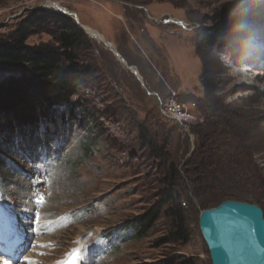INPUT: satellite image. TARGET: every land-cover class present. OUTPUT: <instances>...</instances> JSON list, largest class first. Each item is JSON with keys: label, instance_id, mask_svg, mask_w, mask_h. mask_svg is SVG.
Masks as SVG:
<instances>
[{"label": "rangeland", "instance_id": "obj_1", "mask_svg": "<svg viewBox=\"0 0 264 264\" xmlns=\"http://www.w3.org/2000/svg\"><path fill=\"white\" fill-rule=\"evenodd\" d=\"M253 1L0 0V39L30 16L64 14L46 5L51 2L71 13L65 15L81 29L85 24L103 37L93 38L83 29L88 40L81 45L80 64L89 71L73 98L80 104H66L44 121L47 128L38 130V139L9 138L11 153L0 151V264H24V256L39 264H61L79 244L85 264H154L172 252L194 257L196 264H212L199 228L201 203L207 207L249 197L264 204V28L246 30L255 44L243 48L228 44L239 38L232 35L225 45L204 49L198 32L215 14L229 16ZM55 28L50 19L28 42L57 41ZM198 43L213 92L207 93L202 79ZM173 103L185 104L191 119L175 118L168 109ZM218 105L222 112H213ZM225 117L229 133L214 131L215 139L230 145L228 160L218 171V165H208L194 174L197 154L209 152L201 146L202 129H216ZM8 118L14 119L0 112V124ZM85 119L91 121L88 129ZM143 129L149 139L165 144V164L148 152ZM221 154L227 156L221 150L216 155ZM171 161L188 179L193 200L187 211L189 241L157 246L168 231L164 223L147 237L126 238L122 226L150 206L161 186L158 172ZM201 175L207 196L224 181L216 188L219 200L196 195ZM9 238L16 250L3 254Z\"/></svg>", "mask_w": 264, "mask_h": 264}, {"label": "trees", "instance_id": "obj_2", "mask_svg": "<svg viewBox=\"0 0 264 264\" xmlns=\"http://www.w3.org/2000/svg\"><path fill=\"white\" fill-rule=\"evenodd\" d=\"M50 19H53L56 24L57 41L30 44L28 42L29 37L36 33V28L47 25ZM261 27L264 28V1L256 0L248 3L246 9H238L236 13L229 16H223L220 13L215 14L211 19V24L202 26L198 35L200 44L204 49L212 48L220 43L225 45L226 39L228 40L232 35L239 38L233 42L230 41L231 43L228 42V44L231 46L238 43L243 48V46H249L251 43L255 44L253 34L247 35L248 29ZM87 40V34L84 30L65 14L30 16L29 19L20 22L7 37L0 39V72L3 74V80L0 84V112L11 114L14 118H8L5 123L0 124V151L11 153L6 143L9 138L15 139L16 142L21 137L20 141L38 139L40 135L38 130L47 128L44 121H47L66 104L70 103L73 106L76 102L80 104V101H74L73 98L79 94L82 80L85 79L89 71V69H83L80 64L81 45L87 43ZM200 44L198 43L197 53L205 68L202 79L207 88V93H209V91L213 92V84L205 76L208 64L205 55L201 52ZM206 102L210 103L208 100ZM214 108H218V110L213 112H222V109H219L221 106H214ZM223 120L222 124L216 123V129H202L203 141L201 146L209 152L206 155L197 154L199 163L198 166L192 168L194 174L196 169H198L196 172L198 174L204 167L206 170L208 165H218V171L219 168L221 169L220 162L225 165L228 160V151H231L230 145L224 143V140L220 138L215 139L214 130H217L216 133L218 134H221V130L226 129L225 132L228 133L231 130L230 120L227 117ZM86 122L88 129V124L91 121L88 119ZM79 124L81 127L85 125L81 122ZM141 137L148 152L161 165V160L167 156L165 144L161 145L160 142L149 139L150 134L146 129L142 130ZM242 137L248 140V136L242 135ZM219 150L227 156L223 157V154L221 157L217 156ZM91 151L89 149V153ZM162 161L165 164L166 160ZM158 173L161 186L156 190L153 202L140 211L138 215L133 216L128 224L122 226L123 232L128 231L126 238L136 235L147 237L156 229L158 224L164 223L168 225V231L156 241L157 246L186 244L190 238L187 227V211L192 209L193 204L191 195L187 192L189 190L188 179L184 178L173 161L168 162L164 170ZM229 174L231 173L229 172ZM201 176L196 178V187H194L196 195H200V199L208 202L219 200L216 195V188L220 189V184L224 185V181L216 184V188L213 186L214 190L207 196L202 191L201 179L203 181L205 178L203 175ZM209 179L214 185V178ZM238 180L239 177L232 175L234 183ZM192 181H194L193 178H191ZM228 199L251 201L264 209V204L249 197H230L207 207H205V203H201L203 206L201 208L215 207ZM166 254H164V258L159 259L154 264H196L194 257L177 252Z\"/></svg>", "mask_w": 264, "mask_h": 264}, {"label": "water", "instance_id": "obj_3", "mask_svg": "<svg viewBox=\"0 0 264 264\" xmlns=\"http://www.w3.org/2000/svg\"><path fill=\"white\" fill-rule=\"evenodd\" d=\"M61 13L72 16L65 11ZM82 28L93 38L99 36L97 31L92 34ZM106 45L112 47L111 43ZM2 80L0 72V84ZM199 228L212 264H264V209L259 204L225 200L201 210Z\"/></svg>", "mask_w": 264, "mask_h": 264}, {"label": "bare ground", "instance_id": "obj_4", "mask_svg": "<svg viewBox=\"0 0 264 264\" xmlns=\"http://www.w3.org/2000/svg\"><path fill=\"white\" fill-rule=\"evenodd\" d=\"M46 5H49V7H52V6H57L55 9L56 10H59V11H67V10H65L64 8L62 9L61 7H59L58 6V4H56V3H47ZM68 12V11H67ZM85 29H87L89 32H91L92 34H94L93 33V31L94 30H92L91 28H88V26H86L85 24H83L82 25ZM99 34V36L97 37L98 39H100V38H102L103 39V37L101 36V34L100 33H98ZM12 238H9V240H11ZM80 247V248H79ZM14 248V245H13V243L12 242H10V243H8V245H7V249H10V250H12ZM81 248H82V246H80V244L78 245V248L76 249V250H79V258L77 257V251L70 257V258H68L67 259V261L64 263V264H72V262L74 261V260H77V264H85L84 262H82L81 261V257H80V250H81Z\"/></svg>", "mask_w": 264, "mask_h": 264}, {"label": "built area", "instance_id": "obj_5", "mask_svg": "<svg viewBox=\"0 0 264 264\" xmlns=\"http://www.w3.org/2000/svg\"><path fill=\"white\" fill-rule=\"evenodd\" d=\"M168 109H170V113L179 120L186 122L191 119V113L183 103L170 104Z\"/></svg>", "mask_w": 264, "mask_h": 264}, {"label": "snow or ice", "instance_id": "obj_6", "mask_svg": "<svg viewBox=\"0 0 264 264\" xmlns=\"http://www.w3.org/2000/svg\"><path fill=\"white\" fill-rule=\"evenodd\" d=\"M77 257L79 258V250H77ZM23 260L24 264H39V261L33 259L30 256H24ZM9 264H11V261H9ZM72 264H77V260H74Z\"/></svg>", "mask_w": 264, "mask_h": 264}]
</instances>
